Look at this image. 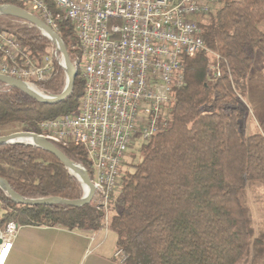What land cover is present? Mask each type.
Listing matches in <instances>:
<instances>
[{"label":"trees","instance_id":"obj_1","mask_svg":"<svg viewBox=\"0 0 264 264\" xmlns=\"http://www.w3.org/2000/svg\"><path fill=\"white\" fill-rule=\"evenodd\" d=\"M0 4L30 11L14 0ZM216 6L198 20L208 51L183 57L184 85L162 109L155 133L140 148V161L122 174L117 206L108 204L106 211L97 195L80 207L23 205L0 189V231L10 222L108 228L117 235L125 264H242L253 246L264 252V236H256L248 196L251 186L264 185V119L259 131L247 135L243 101L253 51L264 57V0H218ZM0 32L16 37L37 62L54 47L38 28L12 16L0 15ZM59 35L73 64H79L72 94L49 105L0 82V137L41 134L42 121L78 113L85 93L82 49L72 23L60 22ZM34 85L57 96L66 88L67 74L56 62L55 75ZM54 145L92 176L81 146ZM0 177L26 199L84 197L82 183L37 146H0Z\"/></svg>","mask_w":264,"mask_h":264},{"label":"built area","instance_id":"obj_2","mask_svg":"<svg viewBox=\"0 0 264 264\" xmlns=\"http://www.w3.org/2000/svg\"><path fill=\"white\" fill-rule=\"evenodd\" d=\"M14 1L58 34L62 21L76 28L85 82L79 111L42 121L38 135L85 150L96 195L107 211L135 135L151 138L173 91L184 85L183 57L208 51L198 20L218 0ZM62 61L55 45L41 62L34 61L16 37L0 32V75L34 85L51 79L55 63L62 66ZM20 227L10 222L0 231V264L6 263ZM115 258L126 262L121 249Z\"/></svg>","mask_w":264,"mask_h":264},{"label":"water","instance_id":"obj_3","mask_svg":"<svg viewBox=\"0 0 264 264\" xmlns=\"http://www.w3.org/2000/svg\"><path fill=\"white\" fill-rule=\"evenodd\" d=\"M0 15L12 16L35 26L42 32L45 37H47L55 46L58 47L63 59L62 67L67 74V85L60 95L46 96L34 91L32 88H30V86H28V84L16 78L0 75V82L8 87L23 92L39 103L55 105L65 101L73 92L78 72L60 35L52 28L47 26L39 17L16 5L0 4ZM28 139H33L35 142H28ZM15 144L37 146L53 154L60 162H62L65 168L82 183L85 190V195L82 199L76 201H69L56 197L46 199H26L16 193L11 188L6 179L0 177V189L6 192V194L14 202L31 206L65 204L72 207H80L92 202L93 198L96 195V189L87 171L80 168L77 163L72 162L70 159H68L53 143H51L44 137L32 132H17L0 137V146ZM1 244L2 240L0 232V245Z\"/></svg>","mask_w":264,"mask_h":264},{"label":"crops","instance_id":"obj_4","mask_svg":"<svg viewBox=\"0 0 264 264\" xmlns=\"http://www.w3.org/2000/svg\"><path fill=\"white\" fill-rule=\"evenodd\" d=\"M117 240L108 228L21 226L5 264H121L115 258Z\"/></svg>","mask_w":264,"mask_h":264},{"label":"rangeland","instance_id":"obj_5","mask_svg":"<svg viewBox=\"0 0 264 264\" xmlns=\"http://www.w3.org/2000/svg\"><path fill=\"white\" fill-rule=\"evenodd\" d=\"M216 7L217 6L215 5L211 11H214ZM260 28L264 31V23L260 25ZM29 86L34 91L46 95L40 92L36 86L31 84ZM243 101L248 110L244 125L245 132L247 135H251L259 131L260 123L264 119V57L258 49L253 51V62L248 74ZM144 142L145 140L141 134L138 133L135 135L133 142L128 149L125 162L120 168L117 188L111 194L109 200L110 207L117 206L120 197L119 180L125 171H133V166L140 161V148ZM248 196L253 214V225L256 236H264V185L251 186L248 190ZM2 214L3 208L0 206V216ZM242 264H264V252L253 246L248 260Z\"/></svg>","mask_w":264,"mask_h":264},{"label":"bare ground","instance_id":"obj_6","mask_svg":"<svg viewBox=\"0 0 264 264\" xmlns=\"http://www.w3.org/2000/svg\"><path fill=\"white\" fill-rule=\"evenodd\" d=\"M28 142L34 143L35 141L33 139H28Z\"/></svg>","mask_w":264,"mask_h":264}]
</instances>
